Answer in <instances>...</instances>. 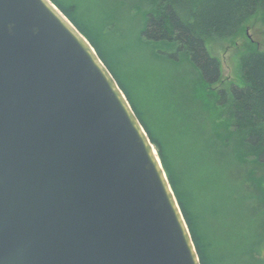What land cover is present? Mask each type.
Instances as JSON below:
<instances>
[{
    "label": "water",
    "instance_id": "95a60500",
    "mask_svg": "<svg viewBox=\"0 0 264 264\" xmlns=\"http://www.w3.org/2000/svg\"><path fill=\"white\" fill-rule=\"evenodd\" d=\"M0 264H202L126 93L52 0H0Z\"/></svg>",
    "mask_w": 264,
    "mask_h": 264
},
{
    "label": "trees",
    "instance_id": "16d2710c",
    "mask_svg": "<svg viewBox=\"0 0 264 264\" xmlns=\"http://www.w3.org/2000/svg\"><path fill=\"white\" fill-rule=\"evenodd\" d=\"M52 1L88 38L126 93L158 151L201 263L264 264V206L257 200L264 197V48L242 56V86L231 83L207 91L222 77L220 61L211 55L208 40L235 37L255 14L261 13L264 20V0L124 3L128 9L142 11L138 38L153 46L155 55L174 66L189 65L195 86L207 92L200 100L206 99L212 117L222 121L213 131L210 117L192 105L193 99L200 100L180 91L186 86L185 76L177 84L172 75L166 77L168 82L161 81L166 85L164 93L170 86L179 95L168 91L167 102L158 110L161 93L143 109V93L133 92L132 86L124 83L129 81L125 78L128 69L141 70L143 66L135 63L134 57L128 60L131 47L111 31L112 15L123 10L121 1ZM101 14L109 17L100 22ZM252 199L257 202L251 205Z\"/></svg>",
    "mask_w": 264,
    "mask_h": 264
},
{
    "label": "rangeland",
    "instance_id": "374dc122",
    "mask_svg": "<svg viewBox=\"0 0 264 264\" xmlns=\"http://www.w3.org/2000/svg\"><path fill=\"white\" fill-rule=\"evenodd\" d=\"M89 1L92 2L93 0ZM119 1L123 3V10L121 11L120 15H112V20L110 21V26H112L111 31L115 36L117 35L119 37L121 42L131 47L129 50L130 56H128V60H132L134 57L138 61H135V63L143 66H138L141 68V70H133V68L128 69V71L125 73V78L129 81L123 80L126 85L128 83V85L132 86L133 92L143 93V96L141 95V106L143 109H145L150 104L151 100L153 101L157 98V92L161 93L162 95L159 97L158 94L156 109L158 110L162 108L163 101L167 102V96L169 98V92H172L173 90L169 86L168 90L166 91L168 95L164 93L166 85L164 86L165 83L161 81L163 80L168 82L166 77L170 75L176 77L174 80V83L176 84L182 76H185L184 79H187L186 86L182 85L179 88L180 91L182 93L187 92V95H190L191 98L192 94H194V98H198V100H200V98L203 97V95L207 92H205L203 89H197V85L195 86L194 82L193 72H188L189 65L185 63L183 65L174 66L167 60V58H159L157 55H155V49L153 46L151 47L150 45L143 43L138 38V32L141 29V22L143 19L142 11L140 13L136 11L134 7L128 9L125 7L126 4L124 5L126 0ZM99 16H101L98 17L100 22L109 17L103 14ZM256 48H264V20L261 18V13L257 15L255 14L248 22H246L239 34L235 37L215 36L208 40V49L211 55L219 59L222 73V77L218 83L210 85L209 88L207 87L208 93L215 92L218 89L226 88L231 83L242 86V56L246 52ZM117 71L119 72V70ZM185 87H187V91ZM174 91L173 92L175 95L178 96L179 92H177L176 88ZM192 105H194V107L200 112L205 113V116L210 117L209 124L212 131L222 122L218 117H212V107L211 105L210 107L207 106L206 99L203 101H197L193 99ZM213 135H215V132ZM258 189L261 188L259 187ZM253 190L258 196H262L257 189L253 188ZM263 198V196L260 199L259 197L257 198L261 206H264ZM257 200L252 199L250 204L252 205L253 203H256Z\"/></svg>",
    "mask_w": 264,
    "mask_h": 264
}]
</instances>
